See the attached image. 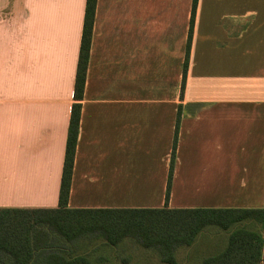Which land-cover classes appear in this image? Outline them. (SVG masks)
Masks as SVG:
<instances>
[{"label":"crops","instance_id":"obj_1","mask_svg":"<svg viewBox=\"0 0 264 264\" xmlns=\"http://www.w3.org/2000/svg\"><path fill=\"white\" fill-rule=\"evenodd\" d=\"M192 1L96 0L59 215L86 0H0V211L264 212V0H197L187 56ZM238 227L264 239V219L207 227L166 256L40 226L52 246L29 264H203Z\"/></svg>","mask_w":264,"mask_h":264},{"label":"trees","instance_id":"obj_2","mask_svg":"<svg viewBox=\"0 0 264 264\" xmlns=\"http://www.w3.org/2000/svg\"><path fill=\"white\" fill-rule=\"evenodd\" d=\"M197 0L192 1L187 56L190 46L192 24ZM96 0H86L82 35L77 61L76 78L73 92L75 103L71 106L67 140L58 206L55 214L66 215L68 190L74 161L75 146L79 128V113L83 87L89 58L91 33L94 21ZM187 58L182 73L184 87ZM175 146L173 145L172 158ZM170 176L167 181V191ZM168 196V192H167ZM46 211L34 212L44 215ZM89 216L80 218L34 217L26 211H0V264H29L37 250L51 247L49 233L40 230L46 226L65 241H73L85 232H98L110 244L117 245L125 238L137 240L144 248H158L160 253L170 256L174 247L191 245L195 237L207 227H217L228 232L234 226L249 220L262 224L264 212H203L169 213L148 210L89 211ZM75 220L77 223L70 222ZM52 233V232H51ZM40 254H38V258ZM51 257V258H50ZM45 264H87L83 259L64 262L49 256ZM42 263V262H40ZM203 264H264V239L260 231L238 227L228 236L226 249L215 259Z\"/></svg>","mask_w":264,"mask_h":264}]
</instances>
